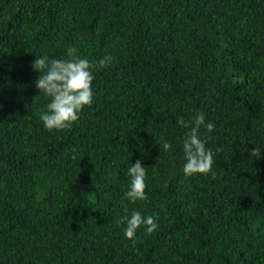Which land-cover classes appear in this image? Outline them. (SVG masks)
Listing matches in <instances>:
<instances>
[{"label":"trees","instance_id":"1","mask_svg":"<svg viewBox=\"0 0 264 264\" xmlns=\"http://www.w3.org/2000/svg\"><path fill=\"white\" fill-rule=\"evenodd\" d=\"M70 46L114 59L49 132L31 63ZM201 112L215 175L185 176L177 119ZM133 211L157 229L126 238ZM0 264H264V0H0Z\"/></svg>","mask_w":264,"mask_h":264},{"label":"clouds","instance_id":"2","mask_svg":"<svg viewBox=\"0 0 264 264\" xmlns=\"http://www.w3.org/2000/svg\"><path fill=\"white\" fill-rule=\"evenodd\" d=\"M77 52L76 48L70 46L66 53L67 58L50 59L49 56L44 55L31 63L33 71L39 73L35 80L39 95L34 99H38L40 94L49 98V102L45 105L46 110L39 113L40 121L49 132L70 129L79 120L82 109L92 103L93 70L105 68L114 59L111 55H106L96 63L81 58ZM177 124L190 129L182 143L185 159L183 174L192 176L211 173L214 176L212 166L215 154L206 147V140L201 138L200 130L203 127L207 133H211L215 129V124L211 121L206 122L202 112L187 121L179 117ZM162 148L167 152L171 149V144L164 142ZM249 155L260 158V148H253ZM127 174L130 177L129 188L124 194L127 200L131 203L146 200V166L137 160L127 169ZM116 223L124 226V235L128 239H133L141 226L148 234L153 233L158 227L155 216H144L140 211H133L130 216L125 215L117 219Z\"/></svg>","mask_w":264,"mask_h":264}]
</instances>
